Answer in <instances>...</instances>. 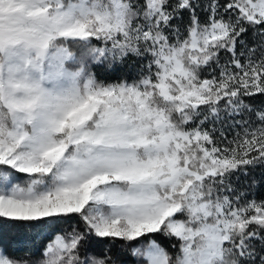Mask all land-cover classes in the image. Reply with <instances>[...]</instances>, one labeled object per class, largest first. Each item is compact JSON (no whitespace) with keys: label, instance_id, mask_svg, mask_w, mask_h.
<instances>
[{"label":"snow or ice","instance_id":"obj_1","mask_svg":"<svg viewBox=\"0 0 264 264\" xmlns=\"http://www.w3.org/2000/svg\"><path fill=\"white\" fill-rule=\"evenodd\" d=\"M257 95L264 0H0V264H264Z\"/></svg>","mask_w":264,"mask_h":264},{"label":"trees","instance_id":"obj_2","mask_svg":"<svg viewBox=\"0 0 264 264\" xmlns=\"http://www.w3.org/2000/svg\"><path fill=\"white\" fill-rule=\"evenodd\" d=\"M129 71L130 69L128 67L122 69V72H129ZM117 75H120V73H117ZM250 103H252L254 106L264 105V96L257 95L252 98ZM253 179H255L258 182V186L251 189V191L255 192L257 199H260L264 197V168L258 167L255 169H249V175L247 177L240 176L238 187H240L241 190H246L244 186L250 184ZM234 182H235V178H234ZM40 242H41L40 238L36 237L35 243L39 244ZM164 243H167V241H164ZM124 259L128 261V264H132V260L134 258L130 256H126L124 257Z\"/></svg>","mask_w":264,"mask_h":264}]
</instances>
